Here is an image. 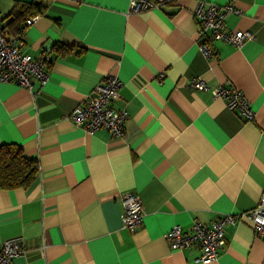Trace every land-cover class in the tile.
Here are the masks:
<instances>
[{
	"label": "crops",
	"instance_id": "1",
	"mask_svg": "<svg viewBox=\"0 0 264 264\" xmlns=\"http://www.w3.org/2000/svg\"><path fill=\"white\" fill-rule=\"evenodd\" d=\"M17 1L43 4L21 32V51L48 56L49 78L30 89L0 82V145L16 143L36 158L27 187H0V244L20 238L11 264H264V239L251 225L225 226L216 260L199 249H170L174 224L209 222L253 208L264 187V0L231 4L229 30L252 34L240 45L199 48V0L130 12L129 0H0V25ZM24 21L18 24L22 29ZM20 32V31H19ZM106 73L121 82L115 106L127 110L122 137L88 133L69 119ZM163 74L160 77V74ZM206 87L191 89L192 77ZM234 84L254 111L246 120L212 89ZM136 191L144 216L122 225L121 193Z\"/></svg>",
	"mask_w": 264,
	"mask_h": 264
},
{
	"label": "built area",
	"instance_id": "2",
	"mask_svg": "<svg viewBox=\"0 0 264 264\" xmlns=\"http://www.w3.org/2000/svg\"><path fill=\"white\" fill-rule=\"evenodd\" d=\"M175 1L177 0H129L128 10L141 12ZM231 11L239 10L229 3L220 6L204 0L197 2L194 15L199 21V48L206 57L212 54L209 44L212 40H223L240 45L245 39L252 38V34L247 31L226 28L224 18ZM39 17V13L27 17L21 32ZM21 32L7 38L0 25V82L14 81L30 89L31 77H34L40 86L48 80V56L34 58L29 53H23L20 48ZM159 76L162 77L163 74ZM120 85L121 82L116 75L106 73L83 101L70 111L69 119L88 133L103 128L111 136H124L127 110L115 106V102L120 98ZM188 85L194 90H202L206 87L205 80L196 76L190 79ZM212 94L221 97L230 110L237 112L246 120H252L254 111L250 102L234 84L229 82L227 86L214 87ZM120 197L123 206L122 225L129 231L135 232L141 227L144 216L140 196L136 191L130 190L121 193ZM245 221L251 225L257 236L264 239V187L253 208L237 214L224 213L209 222L194 219L186 231L179 224H174L165 232L164 237L170 249L198 248L199 255L195 258V262L209 263L217 259L218 251L226 241L225 226ZM24 250L25 244L18 237L2 241L0 264H11L13 259L21 255Z\"/></svg>",
	"mask_w": 264,
	"mask_h": 264
},
{
	"label": "trees",
	"instance_id": "3",
	"mask_svg": "<svg viewBox=\"0 0 264 264\" xmlns=\"http://www.w3.org/2000/svg\"><path fill=\"white\" fill-rule=\"evenodd\" d=\"M43 4L36 1H17L8 17L12 24L14 33L21 32L18 24L27 17L40 14ZM5 33L4 27H2ZM38 172V162L36 158L27 155L16 143H5L0 145V187L11 189L16 187H27L35 179Z\"/></svg>",
	"mask_w": 264,
	"mask_h": 264
}]
</instances>
